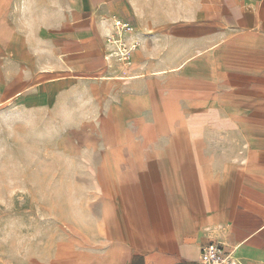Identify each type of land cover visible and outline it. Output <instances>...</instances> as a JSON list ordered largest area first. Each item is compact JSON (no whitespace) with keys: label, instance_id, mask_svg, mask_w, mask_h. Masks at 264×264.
<instances>
[{"label":"crops","instance_id":"obj_1","mask_svg":"<svg viewBox=\"0 0 264 264\" xmlns=\"http://www.w3.org/2000/svg\"><path fill=\"white\" fill-rule=\"evenodd\" d=\"M73 5L0 14V125L57 110L65 177L90 196L68 245L12 263L198 264L221 244L264 264V0ZM112 37L136 43L127 66Z\"/></svg>","mask_w":264,"mask_h":264},{"label":"rangeland","instance_id":"obj_2","mask_svg":"<svg viewBox=\"0 0 264 264\" xmlns=\"http://www.w3.org/2000/svg\"><path fill=\"white\" fill-rule=\"evenodd\" d=\"M75 2L0 0V14L18 22L42 17L53 21L64 13L68 17ZM32 117L27 124L18 116L16 130L8 123L0 125V254L5 258L0 264L29 257L45 261L71 242L70 226L86 228L89 220V193L75 189L86 181L75 184L65 177L80 168L59 147L57 110H38ZM116 142L122 143V137Z\"/></svg>","mask_w":264,"mask_h":264},{"label":"built area","instance_id":"obj_3","mask_svg":"<svg viewBox=\"0 0 264 264\" xmlns=\"http://www.w3.org/2000/svg\"><path fill=\"white\" fill-rule=\"evenodd\" d=\"M114 28L117 33H130L132 28L120 21H114ZM109 43L113 46V53L118 63L127 66L130 63L132 52L136 49V43H127L125 40L110 38ZM198 264H244L238 260L233 251L221 244H209L202 248Z\"/></svg>","mask_w":264,"mask_h":264}]
</instances>
